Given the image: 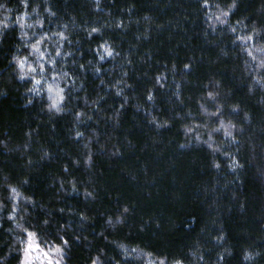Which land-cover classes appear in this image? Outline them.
<instances>
[{"label": "trees", "instance_id": "16d2710c", "mask_svg": "<svg viewBox=\"0 0 264 264\" xmlns=\"http://www.w3.org/2000/svg\"><path fill=\"white\" fill-rule=\"evenodd\" d=\"M26 233L264 264V0H0V264Z\"/></svg>", "mask_w": 264, "mask_h": 264}, {"label": "rangeland", "instance_id": "374dc122", "mask_svg": "<svg viewBox=\"0 0 264 264\" xmlns=\"http://www.w3.org/2000/svg\"><path fill=\"white\" fill-rule=\"evenodd\" d=\"M26 233L24 245L21 250V259L19 264H24L25 260L31 261V264H64L63 251L56 246H43L32 234L31 238ZM31 245V247H29ZM47 253V256H45Z\"/></svg>", "mask_w": 264, "mask_h": 264}, {"label": "snow or ice", "instance_id": "6c2138e0", "mask_svg": "<svg viewBox=\"0 0 264 264\" xmlns=\"http://www.w3.org/2000/svg\"><path fill=\"white\" fill-rule=\"evenodd\" d=\"M109 55H111V53H109ZM19 63H20V66L23 67V62H19ZM32 70L34 71V69H32ZM36 83L39 84L40 81L37 80ZM50 90H51V89H50ZM218 166H219V165H217V167H218ZM13 191H15V190H13ZM28 235H29V237L31 238L32 234L29 233ZM65 243H67V242L65 241ZM29 247H31V245H30ZM45 256H47V253H45ZM24 264H31V261L28 260V259H26L25 262H24ZM49 264H51V261H50V260H49ZM177 264H179V262H177Z\"/></svg>", "mask_w": 264, "mask_h": 264}]
</instances>
